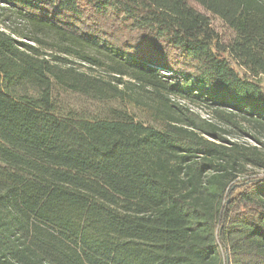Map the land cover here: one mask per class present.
Masks as SVG:
<instances>
[{
  "label": "trees",
  "instance_id": "16d2710c",
  "mask_svg": "<svg viewBox=\"0 0 264 264\" xmlns=\"http://www.w3.org/2000/svg\"><path fill=\"white\" fill-rule=\"evenodd\" d=\"M4 12L20 27H0V264H264V0ZM128 88L152 94V120Z\"/></svg>",
  "mask_w": 264,
  "mask_h": 264
},
{
  "label": "rangeland",
  "instance_id": "374dc122",
  "mask_svg": "<svg viewBox=\"0 0 264 264\" xmlns=\"http://www.w3.org/2000/svg\"><path fill=\"white\" fill-rule=\"evenodd\" d=\"M189 3L198 11L203 13L206 17H208L209 22L211 23L212 27L220 33L222 36L223 41L227 42L230 39L234 37V33L232 32L231 29H229L226 24L217 16L211 14L207 10H205L202 6L199 4L189 1ZM13 16H8L7 12H4L0 14V27L5 28L6 25H13V26H19L17 24L13 23ZM20 27V26H19ZM8 29V28H5ZM69 59L72 61V64L76 69H79L81 71H86L88 74L96 77H100L102 79L106 80H112L114 77V74L111 72V69L108 67L109 66V60L104 58V64L103 65H98V66H93L89 63L83 62L73 56H70ZM238 69L241 72H244V69L242 67L238 66ZM123 79H129L128 77H123ZM259 79L262 83H264V76H259ZM114 83V81H112ZM121 87V86H119ZM125 95H126V101L129 105V108L131 109L132 113L135 114L138 118L140 119H145V120H152L153 113L155 112L153 106L155 103L148 98L147 95L151 96L152 94H147L143 92H137L133 91L132 89H126L125 90ZM74 98L75 96H71V99L73 101H76ZM190 106L202 113L203 115H206L208 110L200 105H195V104H190ZM230 137L235 140L239 141H247L251 142L247 137L239 135L235 132H232L230 134Z\"/></svg>",
  "mask_w": 264,
  "mask_h": 264
}]
</instances>
